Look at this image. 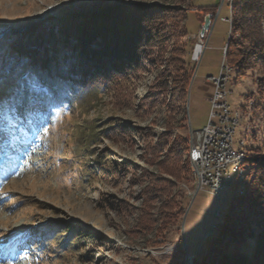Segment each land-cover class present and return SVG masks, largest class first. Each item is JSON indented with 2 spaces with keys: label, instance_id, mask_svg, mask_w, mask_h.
Returning <instances> with one entry per match:
<instances>
[{
  "label": "rangeland",
  "instance_id": "1",
  "mask_svg": "<svg viewBox=\"0 0 264 264\" xmlns=\"http://www.w3.org/2000/svg\"><path fill=\"white\" fill-rule=\"evenodd\" d=\"M139 2L167 8L151 25L164 35L144 50L141 67L129 85L114 95L91 94L89 101L80 96L59 100L56 94H48L42 106L22 110L15 118L10 115L12 123L0 131V147L6 145L0 152V247L12 244L11 249L0 251V264H179L178 242L188 253L200 251L215 226L217 212L244 194H238L236 173H231L230 183L217 196L205 186L187 192L183 215L193 198L183 224V215L177 224L162 223L160 210L170 197H159L151 204L150 228L140 230L137 224L143 209L144 180L140 179L159 173L148 162L146 143H154L156 135L165 132L168 120L170 138L180 132L189 139L188 123L192 131L207 123L215 87L209 77H217L221 69L230 37L231 0H0V30L12 39L48 18L63 20L83 10ZM254 3L261 18L264 2ZM211 11L212 17L216 14L211 29L200 37L203 16ZM248 26L264 37V18ZM200 40L206 45L195 61L194 49ZM7 46L6 41L0 57ZM61 56L67 63L72 61L67 49ZM178 59L186 60L190 68L188 106L186 100L179 105L171 101L170 83L166 92L157 88L165 67ZM0 62L5 76L18 68L10 59ZM227 67L222 90L231 112L240 115L232 148L246 154L245 191L248 159L264 157V88H258V81L264 80V65L245 76ZM63 74L67 75L64 70ZM152 98L156 101L149 104ZM182 114L188 116V123L180 129ZM108 119L129 123L130 138L100 137L89 146L94 152L89 156L81 144L82 130L99 128ZM10 136L17 139L7 146ZM98 160L105 170L95 173L88 165ZM121 164L125 172L115 169ZM2 170L10 173L2 175Z\"/></svg>",
  "mask_w": 264,
  "mask_h": 264
},
{
  "label": "trees",
  "instance_id": "2",
  "mask_svg": "<svg viewBox=\"0 0 264 264\" xmlns=\"http://www.w3.org/2000/svg\"><path fill=\"white\" fill-rule=\"evenodd\" d=\"M254 1L231 0L228 4L230 37L225 62L237 70V76H245L253 68L264 65V37L248 26L264 18V3L259 18ZM166 10L160 5L127 3L83 10L63 20L48 18L13 37L12 50L7 46L0 59H10L16 66L39 74L52 86L49 94H56L59 100H74L80 96L89 101L91 94L96 97L100 92L114 95L132 82L134 73L141 67L144 50L151 49V44L164 35L151 25ZM184 34L181 32L182 36ZM63 49L70 51L71 62L67 63L61 56ZM176 61L177 64L165 67L163 81L157 88L166 92L170 83L171 101L179 105L186 100L191 73L186 60ZM258 88H264L263 79L258 81ZM155 101L152 98L148 103ZM186 120L182 114L178 120L180 129L186 126ZM94 126L82 130L81 144L87 148L89 156L94 153L89 146L100 137L113 141L128 139L133 128L129 123L113 119L106 120L99 128L93 129ZM164 127L165 132L157 134L156 141L145 146L150 155L148 162L155 165L159 173L140 179L144 180L143 209L137 220L140 230L150 228L151 204L159 197H170L162 206L163 211L160 210L165 217L162 223L177 224L186 207L187 192L195 186L187 156V136L178 132L170 138V120ZM248 163L244 194L233 198L216 217L215 227L203 239L200 251L188 253L190 264H264V157H250ZM102 164L101 160L93 161L88 167L99 173L105 170ZM115 169L125 172V164ZM177 249L182 256L179 264H185L182 242H178Z\"/></svg>",
  "mask_w": 264,
  "mask_h": 264
},
{
  "label": "built area",
  "instance_id": "3",
  "mask_svg": "<svg viewBox=\"0 0 264 264\" xmlns=\"http://www.w3.org/2000/svg\"><path fill=\"white\" fill-rule=\"evenodd\" d=\"M227 69L223 53L219 75L209 77L215 87L209 98L207 123L198 131L191 130L189 136L194 155L195 186H205L216 196L224 189V185H227V181H223V173L229 168L233 153H239L238 150H230V137L235 127H231L228 122L226 93L222 90Z\"/></svg>",
  "mask_w": 264,
  "mask_h": 264
},
{
  "label": "snow or ice",
  "instance_id": "4",
  "mask_svg": "<svg viewBox=\"0 0 264 264\" xmlns=\"http://www.w3.org/2000/svg\"><path fill=\"white\" fill-rule=\"evenodd\" d=\"M6 41L11 51V38L0 30V49L5 46ZM51 88L39 74L24 66H19L6 77L0 62V131H5V125L12 123L10 115L15 118L22 110L42 106Z\"/></svg>",
  "mask_w": 264,
  "mask_h": 264
},
{
  "label": "bare ground",
  "instance_id": "5",
  "mask_svg": "<svg viewBox=\"0 0 264 264\" xmlns=\"http://www.w3.org/2000/svg\"><path fill=\"white\" fill-rule=\"evenodd\" d=\"M204 44L202 43V41L200 40L199 43H197V45L195 46L194 49V54H193V59L196 60L199 58L202 50H203ZM203 53V52H202ZM224 61H225V50H224ZM229 71V68L227 69L226 72ZM227 77V76H226ZM225 102L228 105V122L231 125V127H235L237 126L239 119H240V115L238 111H234L233 113L231 112V108L230 105L227 102L226 99V95H225ZM235 128L233 133L231 134L230 137V150H233L232 148V140H233V135L235 132ZM191 131V130H190ZM190 131H189V136H190ZM243 141H240V146L241 148H243ZM239 153H233V159L231 160V164L229 166V168L223 173V181H227V185L230 183L229 179H230V174L231 173H236V178L237 181L239 183V190H238V194H243L244 191V187L246 185V181L245 180V170L243 167V163L245 162L246 158V154L243 150L238 151ZM187 156L190 162V166H191V170L193 172V175L195 177V167H194V155H193V148L191 146V140L190 137L188 139V152H187ZM247 179V178H246ZM227 185H224V189L227 187ZM218 214V215H217ZM217 217H219V213L217 212ZM215 227V226H213Z\"/></svg>",
  "mask_w": 264,
  "mask_h": 264
},
{
  "label": "water",
  "instance_id": "6",
  "mask_svg": "<svg viewBox=\"0 0 264 264\" xmlns=\"http://www.w3.org/2000/svg\"><path fill=\"white\" fill-rule=\"evenodd\" d=\"M138 4H142V3L139 2ZM142 5H143V4H142ZM215 16H216V14L214 15V17H212V14H211V13H205V14H204V16H203V21H202V26H201L200 31H199V36H200V37H203V36L205 35V33L209 32V30L211 29L212 22H213L214 19H215ZM193 76H194V74H193ZM193 76H192V79H193ZM192 79H191V81H192ZM189 91H190V86H189V88H188L187 99H186V104H187V106H188ZM187 123H188V116H187ZM188 130L190 131V125H189V123H188ZM192 198H193V196L191 197V199H190V201H189V204H188V206H187V208H186V210H185V213H184V215H183V218H182V224H183V220H184V218H185V216H186V213H187V211H188V208H189V206H190V204H191ZM184 251H185V254H186V261H185V264H189L191 258H190V256H189V254H188V252H187L185 246H184Z\"/></svg>",
  "mask_w": 264,
  "mask_h": 264
},
{
  "label": "crops",
  "instance_id": "7",
  "mask_svg": "<svg viewBox=\"0 0 264 264\" xmlns=\"http://www.w3.org/2000/svg\"><path fill=\"white\" fill-rule=\"evenodd\" d=\"M206 45V44H205Z\"/></svg>",
  "mask_w": 264,
  "mask_h": 264
}]
</instances>
